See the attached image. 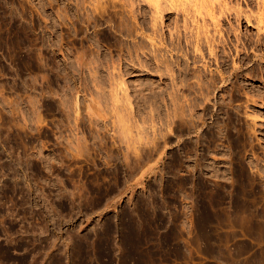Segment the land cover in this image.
<instances>
[{
	"label": "rangeland",
	"instance_id": "rangeland-1",
	"mask_svg": "<svg viewBox=\"0 0 264 264\" xmlns=\"http://www.w3.org/2000/svg\"><path fill=\"white\" fill-rule=\"evenodd\" d=\"M77 1L0 0V264H264V214L256 211L264 208L263 72L238 80L244 91L237 104L247 90L258 104L241 107L233 121L207 116L198 135L180 127L162 155L160 95L170 88L150 39L161 50L163 39L170 43L183 29L184 16L166 13L157 22L143 0H124L115 18L134 28L126 29L130 37L105 19L83 24L92 1ZM250 9L251 26L242 18L240 36L264 52L256 1ZM124 43L139 49L128 54ZM247 54L253 60L258 52ZM120 78L134 101L136 122L128 125L139 139L114 128ZM240 131L247 148L238 145ZM252 148L259 171L245 150ZM240 177L254 184L249 199H240Z\"/></svg>",
	"mask_w": 264,
	"mask_h": 264
},
{
	"label": "bare ground",
	"instance_id": "bare-ground-1",
	"mask_svg": "<svg viewBox=\"0 0 264 264\" xmlns=\"http://www.w3.org/2000/svg\"><path fill=\"white\" fill-rule=\"evenodd\" d=\"M89 1H92V5H91L92 9H90L91 6L90 7L86 6L90 10L84 9L85 13L82 11V14H85L86 18L83 19L85 16L81 15L80 13L81 15L80 19L82 18V22H84L85 20L83 24L86 23L87 26L89 25L90 27L92 26L97 27V22L98 21L100 22L101 19H102L101 21L105 19L103 23L106 22V24H109L112 27V29L114 28L122 34L126 33L127 36L130 34L128 30H130L132 26L130 29H128L127 27H130V26L126 27L127 23L126 24L123 23L125 21H120L121 23L120 22L118 23L117 18H115V17H119V18L121 17V15H119L120 11L117 12L118 10L117 5L119 2L120 3L124 2V0H89ZM143 1L147 3L148 5H150L153 15H154V19L157 22L158 20L162 22L165 17L164 15L166 13L167 15H170V14L172 15L173 12H176L177 14H182L184 16L183 29L179 27L175 29L177 30L176 33L178 34V36H176V38L174 39L172 38L170 43H168L167 41H164L163 39L162 42L160 43L161 44L160 46L162 47L161 50H158V48L154 46L155 44H153L154 41L152 40L153 37L150 39L151 42H153L151 47L155 49V52L156 50L158 52L160 51L159 53L161 54L159 57V60H157L158 65L156 66V68L161 73L160 76L161 78H163L162 79L163 84L168 85L167 87L170 88V91L169 92L167 91L168 93L162 92L163 95H160L161 102H162L163 109H164L163 115H162L163 118H162V129H161L162 131H164L162 135L163 136L162 155H165L168 143L170 142L168 138V134L170 135L172 134L171 136H174V137L178 136L177 133H178V130L180 132V129H179L180 127L182 128L185 127L184 131L186 130V132L188 130V132L190 133L194 132L195 134L198 135L199 131L201 130V127L203 128L206 125L207 116H209L210 119H215L216 117H219L220 115H224L227 117V120L233 121L236 119L241 107L244 106L246 109L247 108L246 104H249V103H252L254 105L258 104L257 102L258 100H255L252 98L256 97L257 99V97L259 98V95L258 96L252 95L253 97H251V95H249L248 90L246 92L248 94H245V95L243 94V96H246L244 98L245 102L242 105L237 104L238 101L241 100L240 93L244 91L241 88L240 84H239L240 87L238 86V80H239V77L243 75V73H245L249 78L251 77L252 79H254V77L257 78V76H259L262 72H263L262 74H264V66H263L264 65V52L262 48L257 45L258 41L255 42L254 40H252V38L248 34L244 36L243 35L240 36L241 33L239 32L240 26L242 25V20H241L242 18H244V20L248 23V26H251L250 24L252 23L251 19L253 16V11L250 8L253 5V0L245 1L247 11H244L242 9L240 0H143ZM254 1L257 2V10H258V16L256 18L255 23L258 26L257 28H259L258 30L262 31L264 30V0H254ZM80 6H82V4L79 5L78 7L80 8ZM83 8H85V6ZM113 18H115L117 22ZM121 19H124V18H121ZM189 20H192L193 27L196 30V35L191 31L190 29L191 27L188 25ZM234 23H236L237 26H235ZM225 25L229 26V29H226V33H224ZM176 26L178 25L176 24ZM126 29H128L127 31L129 32V34H127L128 32L126 31ZM179 29H181V31ZM77 30L75 29V31ZM132 31H134V28ZM86 32H88V35H90L89 34L90 30L89 31L86 30ZM131 34H133V32ZM131 34H130V37L132 36ZM233 35H234V39L232 38ZM91 36H93V33L90 35L89 37L90 39L91 38H95L96 40L102 39V38H98V33H96L93 37ZM101 36L103 37V35ZM101 36L99 35V37ZM83 37L84 39H87V37L85 38L84 35ZM155 37L156 36H154V38ZM88 39L86 40V42L88 41ZM95 39H92V41L95 42L96 41ZM128 44L130 46V48L127 46L128 54L131 53L132 48L139 49V46L136 43H135L136 45L134 43L133 44L128 43ZM128 44H125V45H128ZM253 44L255 48L252 47ZM122 45H123V42H122ZM240 46L242 47V49H240ZM249 48L253 50L254 53L258 52V55L256 54L253 55V58H254L253 60H252V57L247 54L249 51ZM123 49L121 48V50ZM88 51L85 54L88 55L89 54ZM232 52H234V55L232 54ZM166 54L169 55L170 57L168 58ZM87 55H84V56H87ZM79 56H81V53ZM76 57L80 60L84 59V58H81L82 56L78 57L77 55ZM77 58L75 60H77ZM92 58H90V60ZM229 59H232V62L231 60L229 61ZM255 59L257 60L256 63H254ZM87 60L88 59L86 58V61L84 60L83 63L85 62L87 63L88 62ZM94 60L96 61V59ZM94 60H91V61L95 62ZM91 61L89 62L92 63ZM79 63L81 64V62L77 61V66L81 68L83 65L81 66ZM90 63H87V65ZM212 65L216 66L215 68L216 72L215 71L213 72ZM89 66L91 69H94L92 68L91 64ZM85 67L86 66H84V69ZM86 69H89V68H86ZM168 80L170 81L169 84H167ZM117 81L118 83H115L116 86L113 90L112 97L114 100L113 108L115 107V110H113L115 111L114 116L116 114V117L114 118H116L118 121L116 120V123L114 121L113 124L115 125L118 123L117 126L119 125L120 127L119 128L114 127V128L121 130L122 132L121 131L120 132L123 133L122 135L124 137V135L127 136L126 133H128L129 135L130 131H131L130 134L131 133L133 134L131 130L132 127L129 128V125L131 124L130 122H132V119H133L132 117H134L133 115L134 109L132 108V104L134 101L132 102L131 95H130L131 93L129 94V90L126 87L127 86L126 81H122L121 78L118 79ZM139 91H142V90H139ZM245 91H246V88H245ZM254 94L256 95V93ZM262 96H264V94H262ZM262 96H260L261 100H259L261 105L264 104V97ZM144 97L146 98V96ZM198 109H199V112L200 111L202 112V115H198L199 113ZM244 114L248 115V117L250 116V114L247 111ZM178 118H181V120H179ZM194 118H196L199 122L202 121V124H201L202 126H200L199 122ZM133 120H135V117ZM217 120L218 118H216V121ZM132 125H135V124H132ZM218 126H220L219 123H218ZM221 127L222 126H220L219 128ZM212 130L209 132H212ZM209 132L206 131V133H209ZM203 133H202V136H200V138L198 139H201V137H203V135L205 134ZM119 134L120 133L118 132V135ZM242 134L243 133H241V131H240V136L238 135V133L236 134L237 136L236 138H238L237 140H240L239 141L240 143L237 142V144L239 143L238 145H240V147H243V146L245 147L246 145L244 144L246 143V140L243 141L245 137L242 139ZM122 135H119V136L122 137ZM131 135L130 137L134 136V135L132 136ZM127 137H124V139ZM134 137L135 139L137 138L136 136ZM206 138L208 139L210 137H206ZM138 139L137 141H139ZM214 141H215V134H214V137L209 139V143L213 144ZM247 147L248 146H246V148ZM245 150L247 152H250L252 156L251 164H255V168L259 171V169H261L260 168L261 160L259 156L255 153L253 148L250 150H247V149ZM191 151L193 155V152L195 150L191 149L190 152ZM196 152L197 151H195V153ZM196 156L198 157V152ZM241 161L242 160H240V162ZM242 163H240V165ZM200 165H201L200 161L196 160L195 166H194L195 169L196 168L198 169ZM200 168L198 170H200ZM240 168H241L240 169L241 172H243L244 168L243 169L242 167ZM249 180L247 183L245 178L244 180H242L240 177V199H244V198L249 199L250 197L255 195L254 193L255 189L254 190L252 189L254 187V186L252 187V185L254 184L252 183V181L250 182ZM256 190H260V189H256ZM257 192L256 194L259 193ZM256 211L258 213L264 214V208H257Z\"/></svg>",
	"mask_w": 264,
	"mask_h": 264
}]
</instances>
